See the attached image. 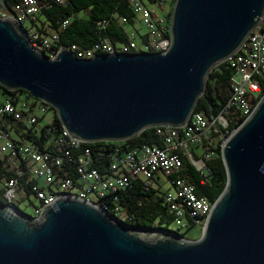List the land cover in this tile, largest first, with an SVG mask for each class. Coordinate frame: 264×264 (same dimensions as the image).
<instances>
[{"label": "water", "instance_id": "water-1", "mask_svg": "<svg viewBox=\"0 0 264 264\" xmlns=\"http://www.w3.org/2000/svg\"><path fill=\"white\" fill-rule=\"evenodd\" d=\"M6 0L0 12L13 16ZM264 0H176L165 53L55 58L0 19V86L53 108L72 140L123 142L149 128H183L209 74L261 27ZM227 185L202 236L130 227L71 197L38 218L0 201V264H264V95L224 143Z\"/></svg>", "mask_w": 264, "mask_h": 264}, {"label": "built area", "instance_id": "built-area-1", "mask_svg": "<svg viewBox=\"0 0 264 264\" xmlns=\"http://www.w3.org/2000/svg\"><path fill=\"white\" fill-rule=\"evenodd\" d=\"M66 5L67 0H52ZM133 10L140 16L146 27L147 42L141 46L136 38L130 34L129 42L124 45H115L108 39H102L90 49L82 50L76 45L70 49L82 59L92 58L98 54L115 53H159L167 52L171 46L169 13L160 17L150 9L147 0H129ZM159 5L173 6L176 0H157ZM49 2L46 3V6ZM43 7L41 0H21L13 11V16L0 12V19H9L14 22L28 39L31 47L50 58H55L62 46L59 44L60 34L53 32L44 35L27 23L32 22ZM68 24H63L65 28ZM234 74L230 81V98L222 111L214 119H207L202 114H193L190 121L183 128L157 127L156 132L161 137L162 147L147 146L141 150H134L122 156H115L111 163L112 174L102 175L93 167V156L89 149H83L80 162L77 166L78 177L73 181L67 177L62 167L71 161L70 148L78 149L84 142L72 140L67 132L63 131L62 140L65 148L59 152H51L38 148L29 142L16 141L13 138L10 121L26 122L32 126L38 118L49 111V106L34 99H21L13 102L5 99L0 104V154L5 157L14 168V177L7 178L0 171V186L4 189L7 204L17 206L21 192V178L27 172L37 183L32 186L33 195L39 204L35 209L36 218L44 208L62 197L76 198L92 203L118 218L124 215L118 207L111 210L100 207V198L124 189L132 180L140 179L146 186H153L158 182L163 185L170 183L174 191H166V201L179 227L194 226L204 229L206 220L214 206L206 198H200L194 191V186L181 175L184 158L188 159L199 171L207 170L206 162L216 156L214 151L205 145L207 141L221 142V150L227 139L233 134L231 124L240 117L246 119L253 113L255 103L261 94V87L256 77L264 76V19L260 28H256L246 39L243 46L229 60ZM10 122V123H11ZM202 147V154L195 156L191 147ZM9 166V167H10ZM44 181V185L40 181ZM170 188V189H171ZM96 200H90V195ZM121 215V216H120Z\"/></svg>", "mask_w": 264, "mask_h": 264}, {"label": "trees", "instance_id": "trees-1", "mask_svg": "<svg viewBox=\"0 0 264 264\" xmlns=\"http://www.w3.org/2000/svg\"><path fill=\"white\" fill-rule=\"evenodd\" d=\"M6 1L10 7V10H7L9 12L13 11L15 6L21 2V0ZM41 1L43 7L29 28H33L44 35L58 32L60 34L59 44L62 47L71 48L76 45L82 50H87L102 39H108L115 45L127 44L130 38L128 27L134 26L138 17L129 0H67L66 5L57 4L52 0ZM147 1L150 4L158 3L157 0ZM47 2H49L48 6H46ZM172 12L169 13V21ZM66 21L68 24L63 28ZM140 37L141 43L138 44L141 46L147 42V36L144 34ZM233 74L234 71L228 61L212 70L208 76L205 93L200 98L194 114H202L207 119H214L218 116L230 98V81ZM255 80L261 87V94L255 103L256 106L264 95V76L256 77ZM0 90L5 99H11L13 102L21 99H34L23 90L8 91L2 86H0ZM49 110L54 112V118L40 130L37 127L40 126V121L45 115L39 117L37 123L32 126L26 122L10 121L11 123L8 124L13 138L16 141L29 142L38 148L55 153L65 148L66 145L62 140L63 126L56 111L50 106ZM245 120L246 117L234 120L230 132H234ZM205 145H208L209 150L216 153L213 159L206 162L207 170L204 173L199 171L188 159L184 158L181 175L186 177L194 186L197 196L206 198L214 204L226 188L227 172L222 160L221 142L215 143L213 140H209ZM147 146H163L156 128H149L139 136L123 142L83 143L78 149L70 148L71 161L69 164L63 165L62 171L73 181L77 180V166L80 162V156L83 149H89L93 156V167L102 175L109 176L112 174L111 163L115 156H122ZM195 156L199 157L197 152H195ZM9 166L10 163L0 154V171H3L7 178L15 176L14 172L8 170ZM20 182L23 193L26 194L27 198L31 197L33 195L32 186L37 183V180L32 179V174L27 172ZM4 193V189L0 188V201L7 204ZM98 205L100 207L106 206L111 210L118 207L124 214V219L121 220L130 227L168 231L186 240H196L186 238L177 230L170 229L175 222V217L166 201V191H161L154 186H146L140 179L132 180L124 189L100 198ZM188 220L191 225L189 230L195 226L191 218Z\"/></svg>", "mask_w": 264, "mask_h": 264}, {"label": "rangeland", "instance_id": "rangeland-1", "mask_svg": "<svg viewBox=\"0 0 264 264\" xmlns=\"http://www.w3.org/2000/svg\"><path fill=\"white\" fill-rule=\"evenodd\" d=\"M148 6L150 9H153L157 13V15L160 17H166L168 15V13H170V11H173V8H174V5L170 6V4L159 5L157 3H155V4L149 3ZM80 16L82 17V15H80ZM27 26L28 27L31 26L30 21L27 23ZM128 30H129V34L133 35L134 38H136L138 43H141V37L140 36L147 33L146 27L142 23L140 16L137 17L135 25L128 27ZM139 33H140V35H139ZM53 118H54V112L49 110L45 114V117H43L42 120L40 121V126H42V127L46 126L48 123H50L53 120ZM191 149H192V151L194 150L195 152H197L199 155L202 154L204 151V149L202 147H196V146H192ZM40 182H41V184L44 185V181L41 180ZM153 186L155 188L161 189V191H167V190L174 191V189L171 188L170 183H168L166 181L163 182V185H160L158 182L157 183L155 182L153 184ZM0 188H2V186H0ZM89 199L95 201L96 196L92 194V195H90ZM38 204H39V201L34 195L27 198L26 194L20 192L17 207H19V209L21 211H24L28 215L36 216L35 209H36ZM121 219H124V215L122 216ZM170 229L171 230H177L178 233L184 234L185 237L189 238V239H198L202 236V232H203V229L199 226L192 227L191 229L188 230L186 227H183V228L179 227L176 224V222H174L171 225Z\"/></svg>", "mask_w": 264, "mask_h": 264}, {"label": "crops", "instance_id": "crops-1", "mask_svg": "<svg viewBox=\"0 0 264 264\" xmlns=\"http://www.w3.org/2000/svg\"><path fill=\"white\" fill-rule=\"evenodd\" d=\"M5 99V96L3 95L2 91L0 90V104L3 102V100ZM40 128H42V126H38L37 129L40 130ZM9 171L13 172L14 171V168H13V165L10 166L8 168ZM21 192L23 193L22 189H21Z\"/></svg>", "mask_w": 264, "mask_h": 264}]
</instances>
